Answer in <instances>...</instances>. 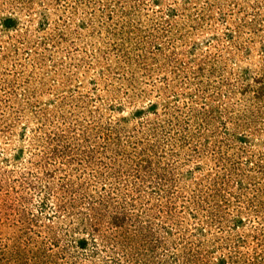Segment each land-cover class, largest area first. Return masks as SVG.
Returning <instances> with one entry per match:
<instances>
[{
  "label": "rangeland",
  "instance_id": "rangeland-1",
  "mask_svg": "<svg viewBox=\"0 0 264 264\" xmlns=\"http://www.w3.org/2000/svg\"><path fill=\"white\" fill-rule=\"evenodd\" d=\"M18 259L264 264V0H0Z\"/></svg>",
  "mask_w": 264,
  "mask_h": 264
},
{
  "label": "trees",
  "instance_id": "trees-1",
  "mask_svg": "<svg viewBox=\"0 0 264 264\" xmlns=\"http://www.w3.org/2000/svg\"><path fill=\"white\" fill-rule=\"evenodd\" d=\"M101 201H102V200H100V202L98 203V205L101 204ZM92 211H94V210H92ZM96 219H98V218H96ZM98 220H99V219H98ZM116 225L119 226L120 224H116ZM20 255H21V254H20ZM21 256H22V255H21ZM20 261H21V259H18V260H17V264H21Z\"/></svg>",
  "mask_w": 264,
  "mask_h": 264
}]
</instances>
